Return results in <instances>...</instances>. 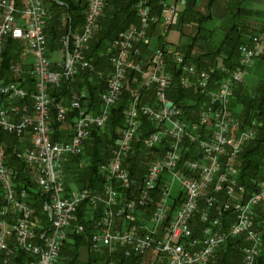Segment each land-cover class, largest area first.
<instances>
[{
    "label": "built area",
    "instance_id": "1",
    "mask_svg": "<svg viewBox=\"0 0 264 264\" xmlns=\"http://www.w3.org/2000/svg\"><path fill=\"white\" fill-rule=\"evenodd\" d=\"M20 1L21 6L18 7L15 0H0V54L8 37L24 43L31 53L30 72L35 77L32 111L30 108L31 112L28 113L29 108L24 104L7 106L23 99L26 90L14 82L4 83L0 80V129L15 134H22L27 129L32 131V147L20 156L32 169V179L45 196L43 211L48 216V226L39 224L35 208L27 201V191L22 189L16 192L14 171L6 164L5 150L0 146V185L5 200L0 207V264H12L15 249L32 255L29 264H56L68 228L72 226L74 214L83 200H89L94 206L103 204L100 216L92 223L94 231L90 241L94 251L102 247L111 251L117 246L124 247L127 255L131 251L144 253L154 250L166 255L167 264H204L228 236H243L247 244L242 249V264H258L262 234L254 229L253 216L255 207L264 203V179L245 198L243 187L236 184L237 172L234 167L242 143L254 134L251 128L238 136L228 134L229 126L238 124L228 110L232 81L243 80L247 73L245 67L260 51L258 39L254 38L253 48L240 47L238 66L232 70L224 65H216L196 73L192 65L183 64L181 53L173 52L174 60L185 73L178 77L179 85L185 88L193 86L196 92L208 95L211 102L202 110L197 122L189 126L179 118V107L165 97V91L174 79L172 74L163 71L168 65L165 56L171 50L157 49L152 65L147 69H142L139 63L133 61V57L140 53V49L134 46L135 40H145L148 24L156 20L150 14L148 0H135L138 25L132 24L119 32L108 48L112 74L102 96V108L96 114L89 113L80 102L84 94L71 96L69 107L79 110L71 139L53 141L52 99L47 92L48 85H59L63 80H70L80 69L89 66L84 51L98 30L105 0H87L81 30L69 29L62 36L63 58L56 63L55 70L51 69L50 59L46 55L47 39L43 31L46 10L43 0ZM163 5L167 14L165 21L169 22L175 9L166 3ZM66 21L67 17L62 16V24ZM11 68L22 69L17 62ZM128 69L140 72L143 78L140 87L130 92L131 98L117 145L111 148L109 159L99 166V173L106 180L102 187L103 197L100 193L85 189L67 192L62 161L68 155L81 152L92 128L105 126L110 106L122 93ZM215 69L226 71L228 76L215 81L219 89L214 93L209 92L208 87ZM193 74L195 81L190 77ZM151 84L156 85L155 99L161 102L157 108L139 104L140 88H148ZM54 107V119L61 122L68 107L58 104ZM138 116L147 118L155 126L144 137L148 149L164 139L168 141L167 147L160 156L147 163L135 197L127 198L118 205L112 180L119 181L123 188L132 183L135 185L137 181L122 168L121 159L129 150V142L140 130ZM209 119L212 121L209 130L204 129L196 135L195 148L201 153V158L195 154V161L184 159L181 140L186 129L194 126L196 129ZM175 182L179 185L177 194L181 193V197L167 222L175 200L171 192ZM219 193L224 196L221 202ZM201 199L205 204L198 216L201 227L199 235L193 236L190 221L198 211ZM148 205H152V208L145 211ZM228 210H233L234 218L228 230H223L220 218ZM74 228L77 232L84 231L82 224H75ZM10 241L12 246L9 245Z\"/></svg>",
    "mask_w": 264,
    "mask_h": 264
},
{
    "label": "trees",
    "instance_id": "2",
    "mask_svg": "<svg viewBox=\"0 0 264 264\" xmlns=\"http://www.w3.org/2000/svg\"><path fill=\"white\" fill-rule=\"evenodd\" d=\"M18 7L21 6L20 0H15ZM162 0H149L151 11L153 13H161ZM197 0H187V5L178 15L177 27L182 32V27L187 24H195L198 28L202 27V23L210 16L209 9L212 0H207L206 11L198 10L194 7ZM47 12L45 18V25L43 31L47 39V55L50 57L62 47V36L70 29H78L82 26L86 9L87 0H43ZM135 0H105L103 14L98 22V30L94 37L89 41L87 49L84 51L85 59L89 62V66L80 69L71 80H63L60 86H49L48 93L52 99L51 114V137L53 141L65 140L72 135V127L74 119L77 114L76 111L70 108V97L72 92L79 93L84 91L89 99V107H98L101 102V95L106 88L107 76L110 70L108 48L112 40L118 33L128 28L130 25L136 23V11L134 8ZM66 15L67 21L62 24L61 17ZM195 36L190 38V43L186 44L185 51L187 57L192 59L198 69L204 68L208 63L216 57V54L224 49L227 55L224 57L229 66L236 63L237 46L241 41L240 33L237 30V24L234 23L226 31L220 47L215 51H208L195 56L190 55ZM143 50H148V45L138 44ZM22 44L12 38H7L4 45V50L1 54L0 62V77L5 80L18 82L28 90V94L33 89V79L30 77L28 70L23 68L22 74L19 76L13 75L9 71V65L19 59ZM52 69H57L55 64ZM177 74L178 72L175 71ZM136 73L130 72L126 84L124 86L123 94L111 108L108 121L103 128H94L90 131L88 138L84 141V151L76 156L70 157L64 163L66 182L69 179L74 182L78 189H87L93 192H100L104 182L103 177L98 171L99 165L108 159L110 150L113 147L116 139L119 136V130L122 127L123 113L126 104L129 100V93L127 86H136L137 82L131 81ZM214 77L220 78L221 74L217 73ZM179 94H184L174 82L173 89ZM143 101L152 103V94L146 92ZM205 97L195 94V110L203 104ZM27 104L31 106V98L26 97ZM64 103L68 106L64 118V126L62 122H56L54 119L56 103ZM66 102V103H65ZM237 104L241 108H235ZM204 105V104H203ZM194 105H185L192 111ZM30 108V107H29ZM30 111V110H29ZM231 115L241 121L243 125H249L251 121H257L256 135L252 140L247 141L241 152L238 154L235 161L237 169L238 185L244 188V197H249L255 190L260 180L264 179V81L260 82L254 94L247 93L244 86L239 85L235 88L234 98L231 102ZM142 128L138 132V140L132 144V151L129 156L123 160L124 165L133 177L136 178V184L132 189H121L120 192L124 199L134 198L137 192V187L140 185L141 179L144 175L147 163L152 158L160 156L165 147H167V139H164L163 144L154 149H147L143 144V137L150 131H153L154 125L144 120ZM31 133L26 131L22 134L8 133L0 129V145H3L5 150L6 164L14 171V187L16 192L22 189L27 191L28 203L35 208L36 215L41 218L42 223H46L44 217L43 204L45 196L40 193L32 179L34 174L32 169L27 166L20 154L22 148H29V139ZM161 147V148H158ZM83 160V162H82ZM82 162V163H81ZM69 187V184L67 188ZM70 188V187H69ZM156 187V191H158ZM119 190L118 187H116ZM157 192H155V195ZM219 201H223V193L218 194ZM180 198L174 204L170 211L167 222L171 219V214L178 205ZM219 203L215 205L218 206ZM5 204L1 185H0V207ZM102 204L93 206L89 200L83 201L76 210V215L72 221L70 231L67 232V237L63 241L59 253V264H108L110 261L113 264H166V259L163 253L154 250L148 253L154 254L152 261L145 259L144 253L131 251L128 255L125 253L124 247H115L114 250L109 251L104 247L101 251H94L91 247L90 236L93 231L92 218L87 216L86 210L91 208L93 213L96 211L100 213ZM205 207L204 201H199V209L195 213L194 218L191 219L190 225L193 230V236L199 235L201 223L199 222V213L201 208ZM152 205H148L145 211L150 210ZM89 218H87V217ZM234 218L233 210H228L222 214L220 220L222 221V229L228 230V226ZM166 222V223H167ZM75 224H82L84 226L83 232H77L74 228ZM254 229L262 234L263 244L260 254L258 256V264H264V203L257 205L254 209L253 216ZM246 241L243 237L228 236L226 240L217 248L211 259L206 264H242V249ZM9 245L13 243L10 241ZM82 248L88 251L85 260L81 258ZM1 257V255H0ZM31 255L19 249H15L11 257L12 264H29ZM151 259V258H150ZM57 264V263H56Z\"/></svg>",
    "mask_w": 264,
    "mask_h": 264
},
{
    "label": "rangeland",
    "instance_id": "3",
    "mask_svg": "<svg viewBox=\"0 0 264 264\" xmlns=\"http://www.w3.org/2000/svg\"><path fill=\"white\" fill-rule=\"evenodd\" d=\"M164 3H166L167 5H171V6H173L174 7V9H175V13H174V16L172 17V20H170L169 22H166L165 21V15H167L166 14V8L164 7ZM160 4H161V8H162V10H161V13L160 14H157V13H153L152 11H151V6H150V3H149V0H148V5H149V9H150V14L152 15V16H155L156 17V20L154 21V22H150L149 24H148V27L146 28V37L144 38L145 40H139V39H137V40H135V43H134V46L137 48V49H140V53L138 54V55H135L134 57H133V61L135 62V63H139L140 64V66H141V68L142 69H147L150 65H152V60H153V57H154V54H155V51L157 50V49H162L163 51H167V50H171V52L170 53H167L166 54V59L168 60V65H167V67L165 68V70H163L164 72H168V73H170V74H172L173 76H174V79H173V82H172V85L171 86H169L167 89H166V91H165V97H166V99L167 100H169L172 104H175V105H177L178 107H179V109H180V111H181V116L179 117L181 120H183L185 123H187L189 126H191L192 124H195V122H197V120H198V117H199V115L202 113V110L206 107V106H209V105H211V102H209V99H208V95H206V94H200V93H198V92H196L195 91V88L193 87V86H191V87H187V88H185V87H182L181 85H179V80H178V77L180 76V74L181 75H185V73L183 72V70H182V66L181 65H179V64H177L176 63V61L174 60L175 58H174V56H173V52H179V53H181L182 54V58H183V64H187V65H192L193 66V68H194V70H195V72L196 73H198V71H202V70H205V71H207L208 69H210L211 67H214V66H216V65H224L225 66V68H227L228 70H232V69H234V68H236L237 66H238V59H239V54H240V47L241 46H244V47H247V48H253L254 47V43H255V41H254V38H257L258 39V42H259V47H260V51H259V53L257 54V56H255V57H253L252 58V60H251V62L249 63V65H247L246 67H245V70H246V75L244 76V78H243V80L242 81H232V88H231V94L229 95V104H228V110H229V112H231V102L233 101V98H234V92H235V88L236 87H238L239 85H242V86H244V88H245V90H246V92L247 93H250V94H254L255 93V91H256V89H257V87L259 86V84H260V82H263L264 81V22L263 23H261V24H259V25H257V27H254V30L253 31H243V28H244V26H242L243 24H237V30H238V32L240 33V38H241V41L239 42L240 44L237 46V58H236V63L234 64V65H232V66H229V64H227L226 63V61H224V57L227 55V53H226V51L224 50V49H221L220 50V52H218L217 54H216V57L214 58V59H212V61L210 62V63H208L204 68H201V69H198L197 67H196V65H195V63H193L192 62V59H190V58H188L187 57V53H186V51H185V48H186V44L187 43H190V39H186V38H183L182 40H179L178 39V36L176 35V33L175 32H173V30L172 29H175L176 27H177V20H178V15H179V13H180V11L178 10V8H177V6H176V4L174 3V2H169V1H167V0H162L161 2H160ZM45 7V6H44ZM46 16H47V12H46ZM63 16H66V15H63ZM137 17V16H136ZM46 18V17H45ZM85 18V17H84ZM84 22V21H83ZM138 23H139V21H138V17H137V21H136V23H134L136 26L138 25ZM236 23H239L238 21L236 22ZM45 25V24H44ZM83 25V24H82ZM157 25H160L162 28H163V30H164V33L161 35V40H154L152 37H151V32H153V30H154V28L157 26ZM127 28H125V29H123V30H126ZM123 30H121V31H123ZM171 30V31H170ZM120 31V32H121ZM168 31H170V33L168 34V37L169 38H171V40H172V42L174 41V43H172V42H170V41H168L167 40V32ZM119 34V33H118ZM197 35V34H196ZM193 36H195V34L193 35ZM216 41H213L214 42V44H216V43H218L219 41H218V39H219V36H220V34L219 33H217L216 35ZM221 37V36H220ZM145 44V45H148V50L146 49V50H143L141 47H140V45H138V44ZM194 43H195V40H194ZM194 43H193V45H194ZM21 44H22V47H23V50L21 51V55H20V57H19V59L18 60H16V62L20 65V67H22V69L23 68H25V69H27L28 70V73H29V75H30V77H32V79H33V89H32V91H31V93L30 94H28V90L24 87V86H22L21 84H19L18 82H14V81H9V80H5L3 77H0V80H2L4 83H11V82H14L15 84H17V85H19V86H22L23 88H25V90H26V95H25V97L23 98V99H21V100H19V101H17L16 103H14V104H10V103H8L7 104V106L8 105H25L27 108H31V111H32V104H33V97H32V94L34 93V91H35V77L34 76H32L31 75V72H30V70H31V60H32V56H31V53L27 50V46L24 44V43H22L21 42ZM220 47V46H219ZM62 48H63V43H62ZM3 50H4V47H3ZM212 52L213 51H215V50H211ZM3 52V51H2ZM2 54V53H1ZM1 54H0V62H1ZM59 54V55H58ZM58 54H56V55H52V56H48L47 55V53H46V55L48 56V58L50 59V62H51V64H50V66H51V69H52V65L53 64H55L56 65V63H58V62H60L61 60H62V58H63V54H62V52L60 51V52H58ZM198 54H201V53H199V52H196L195 51V48L192 46V48H191V51H190V55L191 56H195V55H198ZM53 58L54 59H56V60H53ZM108 59H109V57H108ZM16 62L15 61H13L10 65H9V71H10V73H13V75H15V76H19L20 74H22V69H20V71H18V70H13L12 68H11V65L12 64H16ZM109 63H110V60H109ZM52 70H55V69H52ZM175 71H177L178 73L176 74L175 73ZM130 72H134V73H136L135 75V77H133L132 79H131V81H133V82H137V84H136V86L134 87H132V86H127V90H128V93H129V100H128V102H127V104H126V107H125V109H124V113H123V122H124V120H125V110H126V108H127V106H128V104H129V102H130V98H131V90H133V89H135V88H138V87H140V85H141V82H142V78H143V76H142V74L140 73V72H136V71H134V70H130V69H128L127 70V72H126V75H125V79L123 80V86H122V93H121V95L117 98V100L110 106V109H109V114H108V118H109V115H110V110H111V108L116 104V102H118V100L120 99V97L122 96V94H123V90H124V86H125V84H126V81H127V78H128V74L130 73ZM217 73H220L221 74V77L220 78H215L214 76H212V78H211V85H210V87H208V90H209V92H217L218 91V89H219V84H217V83H215V81H218V80H220V79H222V78H224V77H226V76H228V73L226 72V71H221L220 69H215V71L213 72V75H215L216 76V74ZM110 74H112V65H111V63H110V70H109V72H108V76H107V82H106V87H107V84H108V81H109V78H110ZM76 75V74H75ZM190 77L192 78V79H194V81H195V74H193V75H190ZM252 79V81L253 82H250L249 81V79ZM71 80V79H70ZM256 80V81H255ZM69 81V80H68ZM176 81V83H177V86L180 88V90L182 91V92H184V94H178L177 93V91H175L174 92V90H172L173 89V87H174V82ZM258 82V83H257ZM62 84V82L59 84V85H53L52 84V86H60ZM251 84H253L254 86L253 87H251L252 85ZM256 84H257V86H256ZM49 86H51V84H49L48 85V88H47V92H48V89H49ZM105 90H106V88H105ZM105 90H104V92L102 93V95H101V102H100V104H99V106L98 107H89L90 106V103H89V99L87 98V94L84 92V91H81V92H79V93H76V92H72V94H71V96H73V95H81V94H84V96L80 99V102H81V105L83 106V107H85L86 108V111L87 112H91L92 114H96V113H98L99 112V110H100V108H102V105H103V103H102V96H103V94L105 93ZM155 91H156V85L155 84H151L150 85V87H148V88H140V92H141V96H140V99H139V104L140 105H151V106H154L155 108H157L158 106H161V102L160 101H158V100H156L155 99ZM146 92H150V94H152V97H153V99H152V103H149L148 101H143V99L145 98V97H147L146 96ZM49 94V93H48ZM195 94H197V95H199V96H202V97H205L206 98V100H204V102H203V104H201L200 105V107L198 108V109H196L195 110ZM145 96V97H144ZM26 97H30L31 98V106H29L28 104H27V101H26ZM70 100H71V97H70ZM69 100V101H70ZM66 103V102H65ZM56 104H58V105H62V106H64L65 108H67L68 106L66 105V104H64V103H61V102H59V103H56ZM194 105L193 106V108H191L192 109V111H189V109H187V108H185L184 109V106L185 105ZM30 108H29V110H30ZM235 108H237V109H239V108H241V105L240 104H237V106L235 107ZM28 109H27V112L28 113H30L31 111H29ZM74 110L76 111V114H77V112L79 111L78 109H75L74 108ZM77 117V116H76ZM234 117V116H233ZM64 118H65V116H64ZM64 118H63V120L61 121L62 122V125L64 126L65 124L63 123L64 122ZM108 118H107V121H108ZM235 119H237L236 117H234ZM138 119H139V121H140V129L142 128V124H143V122H144V120H146V121H148L149 123H151L147 118H144L143 116H138ZM76 121V118L74 119V122ZM106 121V122H107ZM123 122H122V127H123ZM236 122L238 123L237 125H230L229 126V129H228V134H231V135H233V136H238V135H240L242 132H245V131H248L247 129H249V128H251V130L253 131V134H254V136L252 137V138H250V139H247V140H245L243 143H242V146H241V148H240V150H239V153L241 152V150H242V147H243V145L247 142V141H249V140H252V139H254L255 138V135H256V128H257V121L256 120H253V121H251V123L249 124V125H243L242 123H241V121L240 120H236ZM106 124V123H105ZM152 124V123H151ZM204 125H201L200 127L199 126H197L196 127V129H195V126L193 127V128H189V130L188 129H186V132H185V134L183 135V139L181 140V147H182V154H183V158L184 159H186V160H193V161H195L194 160V158H193V156L196 154L197 156L200 154L201 155V153H199L198 152V149L197 148H195L197 145V140H196V135L199 133V131L200 132H203L204 131V129H207V130H209V128L211 127V125H212V121L209 119V120H207L205 123H203ZM153 125V124H152ZM65 127V126H64ZM121 127V128H122ZM121 128H120V130H119V136H118V138L116 139V141H115V143H114V145H113V147H116V145H117V140L119 139V137H120V132H121ZM154 128H155V126H154ZM188 128V127H187ZM73 129H74V124H73V127H72V130H71V132L73 133ZM92 129H94V128H92ZM91 129V130H92ZM26 131H28V132H30L31 133V137H30V139H29V142H30V147L29 148H31L32 147V131L29 129H27ZM25 131V132H26ZM140 131V130H139ZM138 131V132H139ZM138 132H137V134L136 135H134V138H133V140H131V142H129L130 143V146H129V150L126 152V154L125 155H122L123 157H122V162H121V164L123 163V160L124 159H126L128 156H129V154L131 153V151H132V144H133V142L134 141H136V140H138ZM149 133V132H148ZM147 133V134H148ZM146 134V135H147ZM72 136V135H71ZM71 136L68 138V139H65V140H59V141H68V140H70L71 139ZM88 136H89V134H88ZM88 136L85 138V140L88 138ZM133 137V136H132ZM145 137V136H144ZM143 137V138H144ZM163 138H165V137H163ZM182 138V137H181ZM84 140V141H85ZM143 140V144H144V146L145 147H143V148H147L148 149V146H146L145 145V143H144V139H142ZM163 142L164 141H161L160 143H158V144H156V145H153L152 146V149H154V148H157V146H159L160 144L162 145L163 144ZM0 146H2L3 147V145H0ZM29 148H26V149H24V147L22 148V151L21 152H24V151H26V150H28ZM158 148H161V147H158ZM112 150V149H111ZM111 150H110V155H111ZM84 151V143H83V145H82V150H81V152H79L78 154H73V155H68V156H66L65 157V159L62 161V167H63V169H64V172H65V190L68 192V191H75V190H84V189H78V187L76 186V185H74V182L72 181V180H70L69 179V181L70 182H68V184H69V187L67 188V186H68V184H67V182H66V180H67V176H66V171H65V168H64V163H65V161H67L70 157H73V156H76V155H79V154H81L82 152ZM110 155H109V157H110ZM109 157H108V159H109ZM198 158H201V156L199 157L198 156ZM108 159H106L105 161H107ZM104 161V162H105ZM185 161V160H184ZM82 162H83V160H82ZM81 162V163H82ZM104 162H102V163H104ZM101 163V164H102ZM100 164V165H101ZM99 165V166H100ZM122 166V168H124V169H126L129 173V176L133 179V175L132 174H130V171L124 166V165H121ZM234 167L236 168V165L234 164ZM98 171H99V168H98ZM145 171H146V169H145ZM236 172H237V169H236ZM102 177H103V179H104V182H103V184H102V187H104V184L106 183L105 181V177L103 176V175H101ZM135 178V177H134ZM136 179V178H135ZM113 181V186H114V189L116 190V192H117V196H116V202H117V204L118 205H121V204H123V202L126 200V199H124V197L122 196V193L120 192V190L121 189H132V187L134 186L133 185V183L130 185V186H128V187H124L123 188V186L120 184V182L119 181H117V180H112ZM235 181H236V184H238V181H237V174H236V176H235ZM261 182V180L258 182V183H260ZM36 185V184H35ZM102 187H101V191L100 192H95V193H100L99 195H101L102 197H103V192H102ZM116 187H118L119 188V190H117L116 189ZM36 188H37V186H36ZM38 189V188H37ZM244 189V188H243ZM85 190H87V189H85ZM89 191V190H88ZM181 191V190H180ZM244 191V190H243ZM91 192H93V191H91ZM171 192H172V195L175 197V201L177 200V199H179L180 197H181V193H179V194H177L178 192H179V185H178V183L177 182H175L174 183V186H172V190H171ZM245 192V191H244ZM245 194V193H244ZM83 201H85V200H83ZM82 201V202H83ZM81 202V203H82ZM80 203V204H81ZM100 204H102V203H100ZM172 204H174V202H172ZM94 206V205H93ZM102 207H103V204L101 205ZM44 212V211H43ZM173 212H174V210H173ZM173 212H172V214H171V216H173ZM87 216H89L90 217V219L92 218V223L100 216L99 215V213L96 211L95 213H93V211H92V209L91 208H89V209H87L86 210V213H85ZM76 215V212H75V214H74V216ZM170 215V214H169ZM168 215V216H169ZM86 216V217H87ZM44 217L46 218V223H42V220H41V218H39L38 217V219H39V224H41V225H43V226H48V216L44 213ZM88 218V217H87ZM89 219V218H88ZM68 231H70V228H68ZM94 231V230H93ZM92 231V232H93ZM260 233V232H259ZM92 234V233H91ZM91 237V236H90ZM237 237H243V236H237ZM244 239V238H243ZM247 244V243H246ZM245 244V245H246ZM262 244H263V239H262ZM244 245V246H245ZM261 247H262V245H261ZM102 248H104V247H102ZM101 248V249H102ZM101 249L99 250V251H101ZM260 251H261V248H260ZM260 251H259V254H260ZM83 252H87L88 253V251L87 250H83ZM161 253V252H160ZM164 254V253H163ZM259 254H258V256H259ZM31 255V254H30ZM164 256H165V259H166V264H167V257H166V255L164 254ZM213 256V255H212ZM211 256V257H212ZM145 259L147 260V261H152V259H154V254H152V253H148V251H147V254H145ZM211 257L210 258H208L207 259V261L204 263V264H206L208 261H209V259H211ZM31 258H32V255H31ZM151 258V259H150ZM242 258H243V251H242ZM59 259V258H58ZM60 263V262H59ZM58 263V261H57V264H59Z\"/></svg>",
    "mask_w": 264,
    "mask_h": 264
},
{
    "label": "crops",
    "instance_id": "4",
    "mask_svg": "<svg viewBox=\"0 0 264 264\" xmlns=\"http://www.w3.org/2000/svg\"><path fill=\"white\" fill-rule=\"evenodd\" d=\"M167 1L174 2L180 13L187 5V0ZM206 2L207 0H197L195 1L193 8L206 11ZM209 13L210 16L202 23L201 28H198L195 24H187L182 27V32L178 29V27L172 29L173 32H175L178 36L179 40H182L183 38L190 39L195 34V43L193 47L195 48V51L199 53H207L211 50H217L226 31H228L231 25L237 21L239 23L236 24H243V31H253L254 27H257V25L263 23L264 0H212ZM81 28L82 26L78 29H74V31H80ZM170 31L167 32V40L172 42L171 38L168 37ZM163 33V28L160 25H157L153 32H151V37L154 40H161V35ZM217 33H219L221 37L219 36V42L214 44L213 41H216L215 35ZM172 43H174V41ZM60 51L62 52V47L52 55L54 56ZM53 60L56 59L53 58ZM249 81L253 82L251 78ZM251 85V87L254 86L253 84ZM83 250H86V248H82L81 250V258L85 260L87 257V252H83Z\"/></svg>",
    "mask_w": 264,
    "mask_h": 264
},
{
    "label": "water",
    "instance_id": "5",
    "mask_svg": "<svg viewBox=\"0 0 264 264\" xmlns=\"http://www.w3.org/2000/svg\"><path fill=\"white\" fill-rule=\"evenodd\" d=\"M198 156L200 157L201 155L199 154Z\"/></svg>",
    "mask_w": 264,
    "mask_h": 264
}]
</instances>
